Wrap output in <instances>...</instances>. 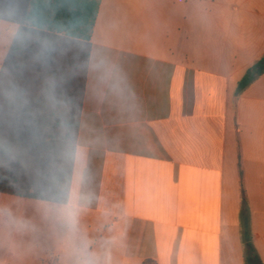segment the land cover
Here are the masks:
<instances>
[{
	"label": "crops",
	"instance_id": "0c3cea01",
	"mask_svg": "<svg viewBox=\"0 0 264 264\" xmlns=\"http://www.w3.org/2000/svg\"><path fill=\"white\" fill-rule=\"evenodd\" d=\"M91 43L68 202L35 200L69 241L37 261L264 264V0H101Z\"/></svg>",
	"mask_w": 264,
	"mask_h": 264
},
{
	"label": "trees",
	"instance_id": "16d2710c",
	"mask_svg": "<svg viewBox=\"0 0 264 264\" xmlns=\"http://www.w3.org/2000/svg\"><path fill=\"white\" fill-rule=\"evenodd\" d=\"M101 0H0L17 25L0 68V193L68 202ZM264 74V55L238 92Z\"/></svg>",
	"mask_w": 264,
	"mask_h": 264
},
{
	"label": "rangeland",
	"instance_id": "374dc122",
	"mask_svg": "<svg viewBox=\"0 0 264 264\" xmlns=\"http://www.w3.org/2000/svg\"><path fill=\"white\" fill-rule=\"evenodd\" d=\"M16 30V24L0 20V68ZM39 204L44 203L0 193V245L5 246V253L7 250L14 252L13 257L5 258L10 264H23L18 261L20 255L24 256L26 264H50L37 261L38 254L44 255L51 244L69 241L65 228H59L58 238L54 239V232L42 216L44 205ZM68 237L74 239V234Z\"/></svg>",
	"mask_w": 264,
	"mask_h": 264
}]
</instances>
